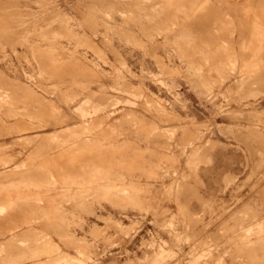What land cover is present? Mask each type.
<instances>
[{
    "label": "rangeland",
    "instance_id": "1",
    "mask_svg": "<svg viewBox=\"0 0 264 264\" xmlns=\"http://www.w3.org/2000/svg\"><path fill=\"white\" fill-rule=\"evenodd\" d=\"M115 1L87 0L86 5L79 7L83 17L89 15L88 7L99 8L108 22L98 25L93 33L95 39L82 45L84 56L92 60L86 58V63L91 64L86 66L88 73L93 72L99 80H104L91 96L103 98L117 91L109 84V76L127 75L134 88H148L161 99L166 110L172 112L162 122L163 126L176 132L169 135L149 126L153 123L144 118H152L151 110L139 104V100L123 109L132 112L130 123L119 124L113 119L103 124L93 123L97 127L90 129L92 136L78 145L68 161L84 156L91 174L89 179L103 182L104 178L105 183L114 185L72 191L39 209L38 212L48 216L43 218L41 226H54L50 234L53 241L50 247L8 255L20 258L21 253L27 254L26 259L16 264L38 261L74 264L76 259L75 264H142L164 239L177 248L175 236L167 233L172 227L166 224L170 219L180 230L183 224L185 228L188 226L185 232L189 236L181 241L183 252L195 245L201 249L214 240L211 236L216 211L222 207L228 209L236 194L242 193L244 197L251 188H264V160L262 166L253 169L247 147L237 139L242 130L264 134V123L249 122L243 117L245 110L264 115V80L257 79L264 69V59H259L262 55L257 53V47L264 45V39L258 40L264 37V25L255 26L244 19L251 17L244 15V0H147L149 4L155 3L156 8L149 6L139 14L134 4H126L122 15L118 13L121 6ZM181 1L189 2L188 6L175 9ZM76 7L69 9L71 14L75 15ZM93 27L88 24L85 28L91 34ZM245 45L252 46L247 47L249 52ZM252 80L256 81L250 84ZM186 121L196 122L204 132L200 135ZM184 130L188 132L182 138ZM156 138L162 142L156 143ZM223 144L240 148L243 156L225 149ZM102 188L123 189L124 196ZM240 188L244 189L240 192ZM106 193L113 195L107 198ZM126 195L131 201L126 200ZM255 199L256 195L250 196L244 209ZM123 211H128L130 216L122 217ZM74 230L77 236L73 235ZM19 238L18 247L29 245L33 234L22 232ZM8 250L6 243L3 253L7 254ZM60 252H64L65 260L62 256L57 260ZM31 253L44 259L35 262L36 257H31ZM55 255L56 263H53ZM188 259L185 257L181 264ZM0 264L4 263L0 261Z\"/></svg>",
    "mask_w": 264,
    "mask_h": 264
},
{
    "label": "bare ground",
    "instance_id": "2",
    "mask_svg": "<svg viewBox=\"0 0 264 264\" xmlns=\"http://www.w3.org/2000/svg\"><path fill=\"white\" fill-rule=\"evenodd\" d=\"M86 1L0 0V261L4 264H16L26 259V253H21L20 258L7 257L17 255L18 253L15 252L50 247L48 245L53 241L50 234L52 230L54 231V226L48 228L44 227L45 225L41 226L43 218L48 217L38 212L43 206L53 204L57 197L61 200V195L72 191L78 193L81 190L89 191L101 184L114 185L112 182L105 183L104 178L103 182L89 179L91 174L88 173L84 156L78 160L68 161L69 156L78 149V145L86 143L92 136L90 129L97 127L92 125L93 123L103 124L112 119L119 124L123 121L130 123L129 117L132 112H123V109L129 108L130 104L137 103L139 100V104L151 110L149 116L152 118H144L147 122L153 123L149 126L155 131L169 135L176 132L172 127L163 126L162 122H165L172 112L166 110L161 99L148 88H134L127 75L119 73L109 76V84L117 91L103 98L101 95L91 96L104 80H99V76L93 72L88 73L86 66L90 67L91 64L86 63L88 57L84 56L82 45L95 39L93 33L97 31L98 25H108V22L99 8L88 7L89 15L83 17L79 7L86 5ZM114 3L121 6L118 7V13L121 15L126 12V9L122 8L126 4H134L139 14H143L149 6L156 8L155 3L149 4L147 0H117ZM188 3L181 1L175 5V9L185 8ZM244 5H246L244 15L251 16L244 19L250 23L254 22L255 26L264 25L262 23L264 22V0H244ZM73 6H77L75 15L69 11ZM88 24L94 26L91 34L85 28ZM248 27L250 28L249 25ZM259 39L262 41L264 37ZM255 45L256 43L253 44ZM247 47L246 51H248ZM257 49H259L257 53L262 55L259 59L263 60L264 45ZM257 53L253 55L256 56ZM88 61L92 62L91 59ZM92 68L95 66L92 65ZM257 79L264 80V69L259 72ZM255 81L252 80L249 83ZM262 112L264 113V108ZM243 117L249 122L264 123V115L261 113L245 110ZM186 123L189 124L188 126H195L200 135L204 132L196 122L186 121ZM179 124L182 125L185 122ZM185 131L181 132L183 133L181 136L186 134ZM237 139L247 147L253 169L262 166L264 134L242 130L238 132ZM161 142L156 140V143ZM223 146L225 149L234 151L239 157L243 156L240 148L229 144H223ZM77 188L81 189L77 190ZM102 189L107 190L105 192L111 190L114 194L123 196L125 192L119 188ZM243 189L240 188V192ZM120 190L122 193L118 192ZM261 191L263 193L259 195ZM126 194L130 195L128 192ZM78 195L80 196V193ZM254 195H256L255 201L250 202L247 210L244 209V203L247 204L250 196ZM119 198L126 199L120 196ZM141 198L143 199L144 196L140 197V200ZM128 199L127 197L126 200ZM112 200L115 202V199ZM102 210L105 212V209ZM122 214H124L122 217L130 216L128 211H123ZM173 222L172 219L167 221V226H172L167 233L175 236L177 248H174L169 240L164 239L159 249L142 264H181L185 257L189 258L185 264H207L208 262L210 264H264V188H251L244 197L242 193L236 194L228 209L222 207L216 211L213 234L210 235L214 240L202 246L201 249L195 245L192 250L183 252L184 244L181 241L189 236L185 232L188 226L185 228L184 224L180 225V230V227H175ZM63 229L60 230L62 233L65 232ZM116 230L118 231L119 228ZM60 231L58 230L57 233ZM22 232L28 235L33 234V239L29 245L24 243V246L18 247L17 240L20 239L19 235ZM73 235H78L77 230L73 231ZM6 243L9 245V250L7 254H4ZM70 249L73 251L72 248ZM64 252L61 255L55 253L58 258L57 255L55 258L48 257L54 258L55 261L56 258L60 259ZM175 252L178 254L175 255L176 258H174ZM190 253L191 255L188 256ZM29 255L36 257L33 259L35 262L44 259L37 253ZM62 258L65 260V257L62 256ZM54 261L52 262L56 263ZM74 261H76L74 264L78 263L77 259ZM38 263L42 264L40 261Z\"/></svg>",
    "mask_w": 264,
    "mask_h": 264
}]
</instances>
